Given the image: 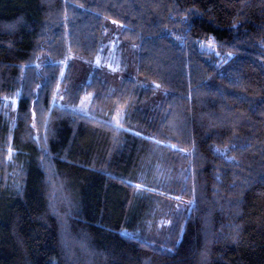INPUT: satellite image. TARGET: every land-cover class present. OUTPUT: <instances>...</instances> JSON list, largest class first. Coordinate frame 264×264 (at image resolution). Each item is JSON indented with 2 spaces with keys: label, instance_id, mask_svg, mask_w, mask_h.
Instances as JSON below:
<instances>
[{
  "label": "trees",
  "instance_id": "trees-1",
  "mask_svg": "<svg viewBox=\"0 0 264 264\" xmlns=\"http://www.w3.org/2000/svg\"><path fill=\"white\" fill-rule=\"evenodd\" d=\"M0 264H264V0H0Z\"/></svg>",
  "mask_w": 264,
  "mask_h": 264
},
{
  "label": "rangeland",
  "instance_id": "rangeland-1",
  "mask_svg": "<svg viewBox=\"0 0 264 264\" xmlns=\"http://www.w3.org/2000/svg\"><path fill=\"white\" fill-rule=\"evenodd\" d=\"M108 39L103 44L94 60H74L75 84L83 85L96 69H102L104 77L118 87L122 81L136 72L135 46L124 42L121 37V25L116 22L108 23ZM92 96H85L75 110L89 113ZM126 116V110L118 109L113 117L114 123L120 125Z\"/></svg>",
  "mask_w": 264,
  "mask_h": 264
}]
</instances>
